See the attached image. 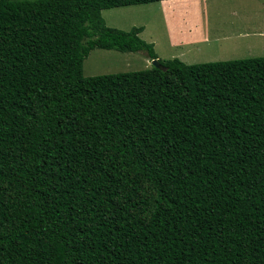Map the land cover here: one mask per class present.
I'll use <instances>...</instances> for the list:
<instances>
[{
    "label": "trees",
    "instance_id": "1",
    "mask_svg": "<svg viewBox=\"0 0 264 264\" xmlns=\"http://www.w3.org/2000/svg\"><path fill=\"white\" fill-rule=\"evenodd\" d=\"M156 1L0 0V264H264V56L101 15ZM93 48L160 67L84 76Z\"/></svg>",
    "mask_w": 264,
    "mask_h": 264
},
{
    "label": "rangeland",
    "instance_id": "2",
    "mask_svg": "<svg viewBox=\"0 0 264 264\" xmlns=\"http://www.w3.org/2000/svg\"><path fill=\"white\" fill-rule=\"evenodd\" d=\"M106 25L142 26L139 36L161 59L191 64L264 56V0H162L101 10ZM145 52L93 48L83 75L151 67Z\"/></svg>",
    "mask_w": 264,
    "mask_h": 264
},
{
    "label": "water",
    "instance_id": "3",
    "mask_svg": "<svg viewBox=\"0 0 264 264\" xmlns=\"http://www.w3.org/2000/svg\"><path fill=\"white\" fill-rule=\"evenodd\" d=\"M151 64H152L153 66L160 67V64L158 63V60H157V59H153V60H151Z\"/></svg>",
    "mask_w": 264,
    "mask_h": 264
}]
</instances>
